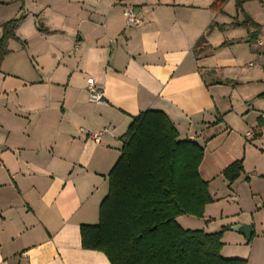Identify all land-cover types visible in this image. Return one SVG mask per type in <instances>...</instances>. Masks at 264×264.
Returning <instances> with one entry per match:
<instances>
[{"label":"crops","instance_id":"crops-1","mask_svg":"<svg viewBox=\"0 0 264 264\" xmlns=\"http://www.w3.org/2000/svg\"><path fill=\"white\" fill-rule=\"evenodd\" d=\"M214 1H1L15 11L0 37L23 17L0 64V264H111L83 248L81 226L99 222L123 135L148 109L205 149L214 201L198 228L178 222L227 226L222 256L264 264V0L243 5L262 25L252 44L254 28L232 25L243 19L235 0L222 11ZM126 7L139 23L127 25ZM89 77L104 102L89 99ZM240 159L229 182L223 171Z\"/></svg>","mask_w":264,"mask_h":264},{"label":"trees","instance_id":"trees-1","mask_svg":"<svg viewBox=\"0 0 264 264\" xmlns=\"http://www.w3.org/2000/svg\"><path fill=\"white\" fill-rule=\"evenodd\" d=\"M247 1L252 0H235L243 19L232 25L254 28L247 38L252 44L262 25L244 12ZM225 3L215 0L212 7L222 11ZM21 20L2 24L0 64L9 53L8 40L17 38ZM123 140L122 154L109 173L99 222L81 226L83 248L104 253L111 264H248L243 258L222 256L227 226L207 232L184 228L177 220L181 215L204 217L206 206L214 201L208 181L200 175L204 147L193 139H180L174 122L157 109L133 116ZM243 171L240 159L223 175L234 182Z\"/></svg>","mask_w":264,"mask_h":264},{"label":"built area","instance_id":"built-area-1","mask_svg":"<svg viewBox=\"0 0 264 264\" xmlns=\"http://www.w3.org/2000/svg\"><path fill=\"white\" fill-rule=\"evenodd\" d=\"M123 12L126 17L127 25L131 26L139 23L140 20L137 16V13L132 7L124 8ZM87 82H88L89 99L93 102H104L105 99L103 96V92L101 88L96 84L95 79L93 77H89L87 79ZM101 133L102 132L93 133L91 134V136L96 142H99L101 139Z\"/></svg>","mask_w":264,"mask_h":264},{"label":"rangeland","instance_id":"rangeland-1","mask_svg":"<svg viewBox=\"0 0 264 264\" xmlns=\"http://www.w3.org/2000/svg\"><path fill=\"white\" fill-rule=\"evenodd\" d=\"M1 1L2 0H0V3H1ZM11 1V0H10ZM14 11L15 10H13V7H9V8H7L6 9V7H1L0 8V17L2 16H4V15H7V14H9V15H13V13H14ZM12 17V16H11ZM23 17V15H19V16H17V17H13L12 19H15V18H22ZM10 20H11V18H10ZM186 217L184 218V219H182V223H184L185 225H189V227H191V228H198L197 226L198 225H201L202 223V221L203 220H201L202 218H198V217H194V216H189V215H185ZM199 220H201V222L199 221ZM200 222V223H199ZM227 246H229V244H227ZM231 246V245H230Z\"/></svg>","mask_w":264,"mask_h":264},{"label":"water","instance_id":"water-1","mask_svg":"<svg viewBox=\"0 0 264 264\" xmlns=\"http://www.w3.org/2000/svg\"><path fill=\"white\" fill-rule=\"evenodd\" d=\"M236 230L242 232L247 239H250L251 237V230H252V226L251 225H244V226H239L236 228Z\"/></svg>","mask_w":264,"mask_h":264}]
</instances>
